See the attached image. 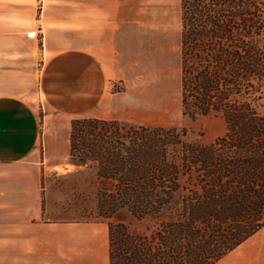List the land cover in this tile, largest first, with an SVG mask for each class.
Returning a JSON list of instances; mask_svg holds the SVG:
<instances>
[{"label": "trees", "instance_id": "1", "mask_svg": "<svg viewBox=\"0 0 264 264\" xmlns=\"http://www.w3.org/2000/svg\"><path fill=\"white\" fill-rule=\"evenodd\" d=\"M183 114L215 116L213 143L175 129L75 119L69 161L93 169L109 264H213L264 226V0H180ZM153 219L147 235L115 222Z\"/></svg>", "mask_w": 264, "mask_h": 264}, {"label": "rangeland", "instance_id": "2", "mask_svg": "<svg viewBox=\"0 0 264 264\" xmlns=\"http://www.w3.org/2000/svg\"><path fill=\"white\" fill-rule=\"evenodd\" d=\"M0 4L27 7L31 13L30 29L17 35L19 40L9 45L0 42V94L20 92L16 94L39 112L44 132L50 120L54 123L56 152L46 157L43 175L46 220L108 227L96 216L95 170L78 169L61 153L75 119L51 115L39 93L42 68L53 54L49 43L59 51L105 49L99 51L106 58L110 78L100 116L175 129L183 143L208 145L224 133L218 117L183 114L180 0H0ZM7 50L19 54L10 57L5 55ZM114 221L139 235H147L156 224L151 218L136 220L126 211Z\"/></svg>", "mask_w": 264, "mask_h": 264}, {"label": "crops", "instance_id": "3", "mask_svg": "<svg viewBox=\"0 0 264 264\" xmlns=\"http://www.w3.org/2000/svg\"><path fill=\"white\" fill-rule=\"evenodd\" d=\"M30 19L27 7L0 4V42L19 40L17 35L30 29ZM51 47L39 86L45 110L61 119L113 120L100 116L110 78L99 51L105 49ZM14 53L19 54L7 50L5 55ZM16 93L0 94V264H109L105 224L46 220L43 175L46 157L56 152L54 123L50 120L44 132L39 112ZM61 153L69 154V134ZM213 264H264V226Z\"/></svg>", "mask_w": 264, "mask_h": 264}]
</instances>
